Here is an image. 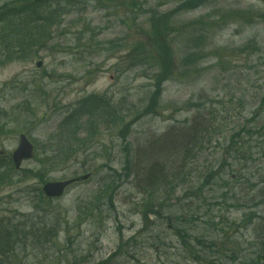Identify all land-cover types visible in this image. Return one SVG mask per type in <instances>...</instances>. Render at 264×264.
Returning a JSON list of instances; mask_svg holds the SVG:
<instances>
[{"label":"rangeland","instance_id":"374dc122","mask_svg":"<svg viewBox=\"0 0 264 264\" xmlns=\"http://www.w3.org/2000/svg\"><path fill=\"white\" fill-rule=\"evenodd\" d=\"M190 1L80 0L38 57L0 68V172L11 176L0 186V227L38 223L52 210L46 221L57 216L66 224L57 247L45 253L58 257L53 264H212L207 258L236 247L241 264L260 253L264 227L244 216L264 218V204L256 207L264 201L258 194H264L258 183L264 175V3L201 0L203 6L175 13ZM50 7L57 3L38 8ZM156 15L185 30L169 46L175 56L166 73L148 62L137 65L144 54L135 48L148 53L154 44ZM202 19L208 28L200 31L194 23ZM199 37L200 45L188 50L187 41ZM91 96L109 99L124 123L97 133L85 125V134L96 135L78 158L51 167L37 154L16 172L11 159L19 136L43 152L66 114ZM145 106L155 108L137 117ZM194 127L201 132L192 140L195 148L159 145L170 132ZM159 168L173 196L162 201ZM86 173L93 177L61 200L40 202L45 183ZM209 176L216 179L210 183ZM111 184L109 203L105 187ZM178 229L186 236L175 235ZM195 239L216 247L203 249ZM41 254L25 264H45Z\"/></svg>","mask_w":264,"mask_h":264},{"label":"trees","instance_id":"16d2710c","mask_svg":"<svg viewBox=\"0 0 264 264\" xmlns=\"http://www.w3.org/2000/svg\"><path fill=\"white\" fill-rule=\"evenodd\" d=\"M78 2H80V0H54L48 3L36 4L33 0H10L9 3L1 5L0 68L10 63L27 62L38 57L41 49H45L52 40V29L61 26L62 18L67 16ZM53 3H57L56 8L50 7L46 10H39L41 6ZM201 6H203L201 4V0H192L189 4H184L180 8L176 9L175 13L177 14L178 10H190ZM154 17L152 19L155 21L156 25L151 28L150 33L153 36L152 38L155 41L157 40V43L154 41V44H151L152 49L148 53L143 52V47L135 48L136 54L138 52V54H144V57L139 58L140 62L137 65L142 66L148 62L149 64L151 63L152 65L158 67V69L162 70V72L164 71V73H166L168 72L171 62L175 56L174 48L172 50L169 46L172 40L175 37L180 38L185 30H183L184 27L175 26L174 23L166 24L165 22L163 24V21H160L162 17H158V15ZM190 26L191 25L188 26V29H191ZM194 26L195 28L199 27L200 31L208 28V24L203 19L194 23ZM184 36H187V31ZM203 39V37L196 38L195 40H192L191 38L192 41H187L188 50L192 44H194L197 48ZM194 56L195 54H188L187 58ZM187 62L189 66L190 59H188ZM159 77H163V79L166 78L164 74ZM152 96H154L152 103H157V97L155 95ZM154 108L155 106H145L143 108V112L141 114L138 113L137 117H140L139 115H143L141 117L147 116L154 110ZM124 120L126 119L116 115L109 99H98L96 97L85 98L81 100L60 123L57 132L48 140V147L44 148L43 152H40L37 148L38 159L43 157V163L45 161L46 165L51 167H58L61 164H66L71 161L72 157L78 158L80 153H82L80 152L82 147H84L85 144L91 143L92 139L95 138L96 134L94 136L89 135V133L85 134V131H83V127L85 125L91 129V131L93 130L97 133L100 127L105 125H113L115 129L117 126H121V123L123 124ZM138 120L139 118L134 120V123ZM129 124L131 126L132 122ZM125 128H127L126 124ZM216 129L217 128L213 126L208 130L209 132H214ZM3 130L4 127L0 126V132ZM200 133V130L196 127L191 129L189 132H186L185 130L183 132L178 131V133L170 132L159 145H161V148L166 151L175 149L180 151V149H184L188 143L191 147L195 148L192 140L199 136ZM182 168L183 167H180V170L177 171L178 177H181L182 175L180 174L181 171H183ZM163 171H165L164 168L158 169V200L161 201L173 197L171 192H167L165 190V188L171 183L168 181V176L165 174L166 171ZM153 175L157 174H152V176ZM10 179L11 176L9 172H0V186H4ZM215 179L216 176H209L208 181L212 183ZM182 180H185V178L182 177ZM258 183L264 185V175ZM253 186L255 187L256 185L254 184ZM111 188L112 184L106 185L105 187V193L109 199V203H111ZM160 188L163 190L161 193H159ZM201 191V188L198 189L196 194H199ZM258 194H260V196L264 195L263 193ZM39 197L41 203L48 202V200H46L42 195H39ZM223 197L225 199L226 194ZM263 202L264 201H262V203H258L256 207L260 209L264 204ZM51 211L52 210H47L42 212V217L39 218L38 223L31 221L29 224L26 223L28 222L26 221L25 223L17 224V226L2 225L0 227V264H25L29 259L38 258L41 253L42 263L53 264L56 261V258L58 257H48L45 253L51 252L54 250V247H57V241L60 234L63 233L66 224H62V221H60L57 216L55 220L51 222L46 221ZM93 212L94 209L90 211L91 214ZM244 217L249 218V223L253 220L256 221L258 228L261 226L264 227V218H262L259 214L250 213ZM175 235L183 238L186 236V231L178 229L176 230ZM195 240V245L201 246L203 249L216 247V244L214 243L207 244L199 239ZM258 246L260 248V253L249 261H242L241 264H264V239L259 241ZM223 248L225 247L223 246ZM238 250L239 249L236 247V249L231 251L229 254L225 253L223 256V254L219 252V257L215 258L214 254L207 259L208 261H213L212 264H217V262H220L221 264H238V261L240 260ZM192 257L199 260V251H193ZM64 262L69 264L68 260L63 261V259L59 262V264H64ZM100 264H107V262H102Z\"/></svg>","mask_w":264,"mask_h":264},{"label":"water","instance_id":"95a60500","mask_svg":"<svg viewBox=\"0 0 264 264\" xmlns=\"http://www.w3.org/2000/svg\"><path fill=\"white\" fill-rule=\"evenodd\" d=\"M36 1L41 2V1H49V0H36ZM42 65H43V63H39L38 67L41 68ZM33 156H34L33 145L29 142V140L27 139V137L25 135H22L20 137L19 147L13 155V160H14V163L16 165V168L20 169L23 161L30 160L33 158ZM89 177H90V175L84 176V177H81L78 179L66 181V182L49 183L44 187V192L48 197H51V198L61 197L64 194L65 189L68 186H70L76 182H79V181H85Z\"/></svg>","mask_w":264,"mask_h":264}]
</instances>
